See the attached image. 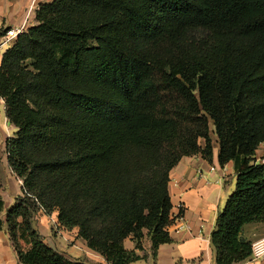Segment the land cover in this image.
<instances>
[{
  "label": "trees",
  "instance_id": "1",
  "mask_svg": "<svg viewBox=\"0 0 264 264\" xmlns=\"http://www.w3.org/2000/svg\"><path fill=\"white\" fill-rule=\"evenodd\" d=\"M35 18L0 63L24 191L5 219L0 196V229L17 264H89L45 241L41 208L109 264L146 259V237L156 259L173 242L171 170L196 154L212 163L213 135L236 173L216 263L250 259L243 226L264 221V0H52Z\"/></svg>",
  "mask_w": 264,
  "mask_h": 264
},
{
  "label": "crops",
  "instance_id": "2",
  "mask_svg": "<svg viewBox=\"0 0 264 264\" xmlns=\"http://www.w3.org/2000/svg\"><path fill=\"white\" fill-rule=\"evenodd\" d=\"M52 0H39L46 3ZM31 0H0V27L8 28L20 25ZM36 15L29 25H35ZM2 60V59H1ZM1 63V62H0ZM16 131V126L8 122L5 100L0 97V196L4 201L1 217L5 219L7 210L16 203L18 197L24 195L23 180L13 171L8 161L6 148L7 138ZM219 145L214 138L213 162L205 160L201 154L185 156L171 170L169 190L173 204L172 216L177 213L176 204L182 201L185 206L183 220H173L169 226L173 242L162 244L158 249L156 259L151 258V242L144 246L141 255L146 253L147 260L141 259L132 264H177L191 262L196 264H217L215 252L211 246V233L216 226L219 213L225 206L229 191L223 182L236 177L233 162L221 167L218 160ZM264 156V144L257 150L256 159L261 162ZM214 165L215 171H210ZM202 173V174H201ZM223 203L224 206H223ZM57 215V214H56ZM55 217V215H54ZM46 218L38 217V228L43 233ZM77 233V229H75ZM242 235L254 241L264 236V221L245 224ZM44 237H46L44 235ZM46 242L73 258L84 259L89 264H109L98 252L85 247V255H77L76 250L56 246L45 238ZM84 241V240H83ZM77 240L76 243H78ZM85 242V241H84ZM83 244V243H82ZM84 246V244H83ZM128 249H134V242L128 238L125 241ZM74 250V251H73ZM148 261V262H146ZM18 257L10 236L6 230L0 229V264H17ZM236 264H264L262 260H246Z\"/></svg>",
  "mask_w": 264,
  "mask_h": 264
},
{
  "label": "rangeland",
  "instance_id": "3",
  "mask_svg": "<svg viewBox=\"0 0 264 264\" xmlns=\"http://www.w3.org/2000/svg\"><path fill=\"white\" fill-rule=\"evenodd\" d=\"M4 49L7 50L8 46L6 45L4 47ZM8 122L11 123V121L9 119H8ZM212 129L214 131V127H212ZM16 131H17V128H16ZM16 131L10 137H13L15 135ZM213 138L216 139V136L213 135ZM223 184L225 185V187H227L226 190L229 191V196H230V194L234 191L235 186H236V177H233L230 181L223 182ZM224 204L225 203H223V206H224ZM184 210H185V208L183 207L182 208V214H180V215L184 216ZM56 214H57V211H53L51 213H48V212H46V210L43 212L40 209V211L35 215L36 224L38 222V217H40L41 215H43V217L46 218V222L44 223L45 229H43L44 234H42L43 237L45 235L46 237H44V238H47L50 242H54L56 244V246H58V245L62 246L63 245L65 248H69V249L73 248L77 251L76 252L77 255H85V253H83V251H84L83 249L85 247H88L86 242H84L83 239L77 237V233L75 232V229L69 230V229H65L62 226H60V224L58 223ZM54 215H55V217H54ZM77 240H79L78 243H76ZM148 241H150V240L146 237L143 240V245L144 246L148 245ZM82 243L84 244V246ZM139 252H142V251H139ZM142 255H146V253H144ZM79 259H81V258H79ZM82 260H84V259H82ZM145 260H147V258ZM146 262H148V261H146Z\"/></svg>",
  "mask_w": 264,
  "mask_h": 264
},
{
  "label": "built area",
  "instance_id": "4",
  "mask_svg": "<svg viewBox=\"0 0 264 264\" xmlns=\"http://www.w3.org/2000/svg\"><path fill=\"white\" fill-rule=\"evenodd\" d=\"M40 2L39 0H31L30 5L26 9V14L23 22L15 27H0V62L2 59L3 54L6 52L4 47L7 45L8 48L12 45L15 39L22 33L26 32L29 28L33 20V16L36 15L37 10L40 9ZM260 163H264V156ZM216 167L212 165L210 167V171H215ZM202 174V173H201ZM185 208L184 203L179 201L176 204V211L177 213L174 215L175 220H183L182 208ZM41 211H45L44 208H41ZM264 259V236L254 240L251 246V256L250 260H262ZM177 264H196L191 262H178Z\"/></svg>",
  "mask_w": 264,
  "mask_h": 264
}]
</instances>
